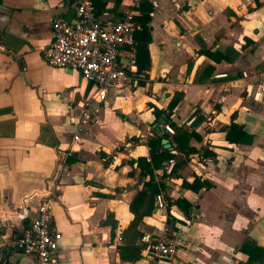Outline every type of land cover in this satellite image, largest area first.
<instances>
[{"label": "crops", "instance_id": "crops-1", "mask_svg": "<svg viewBox=\"0 0 264 264\" xmlns=\"http://www.w3.org/2000/svg\"><path fill=\"white\" fill-rule=\"evenodd\" d=\"M75 2L0 0V264H34L14 241L42 199L61 234L54 264H245L238 252L245 239L264 248V0H149V68L137 72L123 46L118 65L129 89L125 97L111 89L100 102L79 72L44 60L51 20H73ZM112 7L103 23L121 18L129 1ZM86 101L91 120L75 132ZM154 108L196 134L189 140L196 152L180 154L174 172L154 171L164 201L181 198L192 209L186 216L171 205L168 223L166 208L154 207L138 225L141 241L163 225L177 232L183 244L174 257L145 249L127 262L117 247L133 219L128 205L148 179L137 159L149 157ZM232 116L250 143L225 140ZM204 149L212 163L199 161ZM195 177L208 186H181Z\"/></svg>", "mask_w": 264, "mask_h": 264}, {"label": "built area", "instance_id": "built-area-1", "mask_svg": "<svg viewBox=\"0 0 264 264\" xmlns=\"http://www.w3.org/2000/svg\"><path fill=\"white\" fill-rule=\"evenodd\" d=\"M129 10L111 23H103L95 15L92 0H76L73 20L55 16L51 20L52 39L44 50V60L53 68H68L79 72L81 77L92 83L96 94L91 101H102L111 89L122 96L130 86V77L118 65V57L123 46H132L136 30L134 18L139 14L143 0H128ZM91 102L83 103V111L75 125V132H81L91 120ZM194 118L185 122L190 126ZM161 133L172 136L174 130L165 123L158 124ZM77 141V135H73ZM204 163H212L209 157L199 156ZM174 160H169L165 171L169 174ZM166 205L161 193L155 195V210L163 211ZM61 234L52 226V215L48 199H42L35 216L15 239V249L23 255L34 256V264H54L57 258L58 241ZM151 242L153 255L168 259L177 254L183 244L177 232L163 225L151 237L143 238Z\"/></svg>", "mask_w": 264, "mask_h": 264}, {"label": "trees", "instance_id": "trees-1", "mask_svg": "<svg viewBox=\"0 0 264 264\" xmlns=\"http://www.w3.org/2000/svg\"><path fill=\"white\" fill-rule=\"evenodd\" d=\"M70 3L76 0H68ZM123 0H92L94 6L95 15L100 18L104 12H106V5L109 2L113 3L112 11L117 10L119 5ZM153 7L149 0H143L139 14L135 16L134 23L136 30L133 33V44L131 46V51L133 52V63L136 67L137 72L145 71L149 68L150 59L148 52V44L151 40L150 38V26L149 22L151 19V12ZM245 43H249L246 39ZM238 53L235 52L234 56L230 58L233 61L237 57ZM227 59L226 57H223ZM191 68V63L188 62L187 72ZM175 103L170 104V108L174 107ZM153 114L155 115V120L152 123L155 135L148 138L147 147L149 148V157H140L137 159V166L140 170V177L148 179L143 182L142 188L138 190L133 198L131 199L128 209L133 215V219L127 226V228L121 234V240L123 241L121 245L117 247V252L119 258L123 261L133 262L139 260L142 257L141 252L143 250H148L150 253V241H144L142 239L143 234L137 230L138 225L143 221L144 218L151 215L155 207V195L160 192L163 188L161 182L157 183L154 179V171L158 169H163L165 173V166L169 160H174V166L170 173L174 172L175 169L184 163V159L180 158V154L187 157L188 155L195 153L196 150L189 146V140L192 137H196L195 132L187 131L182 124L178 125L169 120V117L163 118L162 110L154 108ZM168 124L173 130L174 134L169 138L165 134H160V130L157 125L162 123ZM233 116L229 125L225 128V140L232 144H247L251 142V136L246 133L242 126L233 122ZM167 142L164 144V142ZM203 157H209L214 159V154L208 149H204L203 153L200 155ZM169 173V174H170ZM181 186L183 188L189 189L193 192H198L201 188L207 187L206 182L200 181L198 177H195L192 182L182 181ZM165 205L167 210V222H170L171 216L169 215V207L171 205H176L179 209L183 211L186 216L191 208L185 200L178 198L177 200H170L165 198ZM175 228V227H174ZM238 252L244 254L247 259L245 264H264V248L258 246V244L251 240L245 239ZM152 254V253H151Z\"/></svg>", "mask_w": 264, "mask_h": 264}, {"label": "water", "instance_id": "water-1", "mask_svg": "<svg viewBox=\"0 0 264 264\" xmlns=\"http://www.w3.org/2000/svg\"><path fill=\"white\" fill-rule=\"evenodd\" d=\"M165 117H166V116H163V118H165ZM163 118H162V120H161L162 123H163V120H164ZM4 255H5V250L2 252V259H3Z\"/></svg>", "mask_w": 264, "mask_h": 264}, {"label": "rangeland", "instance_id": "rangeland-1", "mask_svg": "<svg viewBox=\"0 0 264 264\" xmlns=\"http://www.w3.org/2000/svg\"><path fill=\"white\" fill-rule=\"evenodd\" d=\"M200 161V160H199Z\"/></svg>", "mask_w": 264, "mask_h": 264}]
</instances>
